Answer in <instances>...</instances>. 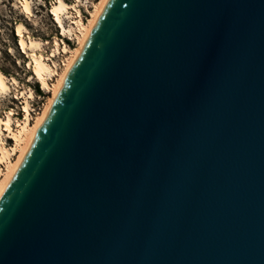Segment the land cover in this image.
Returning a JSON list of instances; mask_svg holds the SVG:
<instances>
[{"label": "water", "instance_id": "obj_1", "mask_svg": "<svg viewBox=\"0 0 264 264\" xmlns=\"http://www.w3.org/2000/svg\"><path fill=\"white\" fill-rule=\"evenodd\" d=\"M0 264H264V0H106L0 191Z\"/></svg>", "mask_w": 264, "mask_h": 264}, {"label": "bare ground", "instance_id": "obj_2", "mask_svg": "<svg viewBox=\"0 0 264 264\" xmlns=\"http://www.w3.org/2000/svg\"><path fill=\"white\" fill-rule=\"evenodd\" d=\"M22 12L31 16L33 0H18ZM42 2V0H39ZM106 0L94 3L87 21L83 20L80 6L84 0H55L50 4L49 13L60 28L61 35L76 42L68 47L64 39L54 37L52 41L32 37L24 23H18L16 33L18 45L28 57L29 81H37L49 93L39 112H35L32 101L36 94L32 87L21 85L15 76L0 70V191L10 179L24 149L36 132L76 57L94 29ZM52 44L51 47L49 45ZM64 56L61 64L54 58ZM28 69V68H27ZM10 96L18 100L17 107L1 110V102ZM16 109L22 117H16ZM12 139V143L8 142ZM9 143V144H8Z\"/></svg>", "mask_w": 264, "mask_h": 264}, {"label": "rangeland", "instance_id": "obj_3", "mask_svg": "<svg viewBox=\"0 0 264 264\" xmlns=\"http://www.w3.org/2000/svg\"><path fill=\"white\" fill-rule=\"evenodd\" d=\"M18 0H0V70L9 76H15L21 85L32 87L36 97L31 103L35 112H39L49 93L42 89V86L37 81H29L28 75L30 69L27 67L28 57L22 52L18 45V37L16 26L18 23H24L28 29V33L32 37L43 40L52 41L54 37L59 38L60 28L53 20V16L49 13L50 4L55 0H33L31 16L22 12V9L17 2ZM73 2V0H66ZM99 0H84L85 6H80L84 21L90 17V11L93 9L94 3ZM61 33V31H60ZM64 37V36H63ZM60 39V38H59ZM65 41L69 43L68 47H75L74 39L65 37ZM52 44L49 45L51 47ZM64 56H58L54 60L61 64ZM28 68V69H27ZM18 105V100L8 96L1 102V110H7L10 107ZM16 117H22L20 116ZM10 141V142H9ZM11 144L12 139H8ZM8 143V144H9Z\"/></svg>", "mask_w": 264, "mask_h": 264}, {"label": "built area", "instance_id": "obj_4", "mask_svg": "<svg viewBox=\"0 0 264 264\" xmlns=\"http://www.w3.org/2000/svg\"><path fill=\"white\" fill-rule=\"evenodd\" d=\"M59 34H60V31H59ZM59 38H60V40H61V39H64V40H65V37H63L61 34H60ZM66 43L69 45L68 42H66ZM14 106L17 107L18 105L15 104ZM16 111H17V113H18L16 116H20L21 111H20L19 109H16Z\"/></svg>", "mask_w": 264, "mask_h": 264}]
</instances>
